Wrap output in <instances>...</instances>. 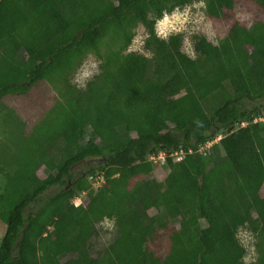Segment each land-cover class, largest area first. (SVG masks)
I'll list each match as a JSON object with an SVG mask.
<instances>
[{
    "label": "trees",
    "instance_id": "16d2710c",
    "mask_svg": "<svg viewBox=\"0 0 264 264\" xmlns=\"http://www.w3.org/2000/svg\"><path fill=\"white\" fill-rule=\"evenodd\" d=\"M248 1L250 27L239 0H0V264H244L240 228L264 264V0ZM195 2L228 30L218 44L192 35L191 57L183 34L155 27ZM139 27L151 57L127 53ZM90 55L102 72L79 89Z\"/></svg>",
    "mask_w": 264,
    "mask_h": 264
},
{
    "label": "rangeland",
    "instance_id": "374dc122",
    "mask_svg": "<svg viewBox=\"0 0 264 264\" xmlns=\"http://www.w3.org/2000/svg\"><path fill=\"white\" fill-rule=\"evenodd\" d=\"M242 3L238 5L234 11L235 18L246 24L250 27L254 20L257 18V10L255 6H253L248 0H239ZM228 25L225 21H215L207 16L205 12V4L203 2H195L189 6H186L182 9H175L171 14H165L162 20H158L155 31L160 38L168 39L170 36L175 34H183L184 35V51L190 55L191 57H195V53L193 51V44L191 36L194 34H201L206 36L211 42L214 44H218L221 39H223L227 33ZM147 37V33L143 27H139L135 30V37L132 41L131 46L129 47L128 52H140L147 56L151 57V54L146 52L144 49L145 39ZM102 72V67L100 61L94 56L90 55L88 58L84 60L82 65L78 68L77 72L72 76L71 82L79 89H85L88 82L93 80ZM247 107H252L251 102H247ZM77 113L70 116L65 120L63 125L61 126V131L63 134H66L73 123V116H76ZM32 115V114H30ZM27 116V115H26ZM29 116V115H28ZM35 118V117H33ZM262 121L260 122L264 125V116L261 117ZM248 123H243L242 126H247ZM225 133L222 132L219 136L212 142L204 147L201 148V152H204L214 144H217L222 136ZM3 140V128L0 124V142ZM160 154L163 153H159ZM185 155V154H184ZM164 156V154H163ZM173 159L175 162H179L183 154L180 152L174 153ZM157 158V157H156ZM104 160L99 159H88L84 163L78 165L73 170L74 178L78 179L81 176L85 175L90 168H94L100 165ZM38 175L42 179L47 180L48 172L44 168H41L38 172ZM166 176L165 170L159 164L157 169L155 170L153 177L157 178L158 180H163ZM91 175L89 176L90 180ZM103 183L95 184L94 189L95 191H99L100 187ZM93 189V190H94ZM60 189L56 186L50 187L41 197V201L38 203L32 204L29 210L33 209L37 211L41 205L51 196L58 193ZM264 195V191H263ZM84 196L82 192L79 194L74 200V204L77 206L81 203V198ZM114 222L112 220H105L103 222V228L111 230L113 228ZM6 232V226L0 222V241L3 238ZM202 243L205 248L212 252L216 249V245L210 237H203ZM237 240L241 244V246L246 250V254L244 255L242 262L244 264H255L257 259V250H256V243L259 241V238L254 235L250 230L246 228H240L237 233Z\"/></svg>",
    "mask_w": 264,
    "mask_h": 264
},
{
    "label": "built area",
    "instance_id": "2783aa9c",
    "mask_svg": "<svg viewBox=\"0 0 264 264\" xmlns=\"http://www.w3.org/2000/svg\"><path fill=\"white\" fill-rule=\"evenodd\" d=\"M259 121H262V119H260ZM151 159L153 160V161H155V162H158V161H164V159H165V155L163 156V154H160V156H158L157 158H155V157H151ZM101 183H103V179L101 178V177H98L96 180H95V182H94V186H95V184H101ZM78 205H80V204H78ZM77 205V206H78Z\"/></svg>",
    "mask_w": 264,
    "mask_h": 264
}]
</instances>
